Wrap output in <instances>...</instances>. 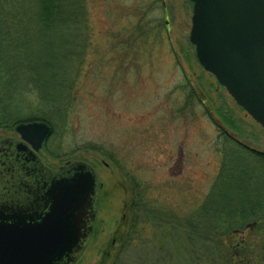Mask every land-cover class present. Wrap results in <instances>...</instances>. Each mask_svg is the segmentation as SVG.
Segmentation results:
<instances>
[{
  "label": "rangeland",
  "instance_id": "1",
  "mask_svg": "<svg viewBox=\"0 0 264 264\" xmlns=\"http://www.w3.org/2000/svg\"><path fill=\"white\" fill-rule=\"evenodd\" d=\"M83 3L77 21L30 43L53 60L31 69L40 71L42 90L52 91L42 96L49 106L36 102L24 112L51 108L53 129L36 150L44 164L81 158L97 172L93 227L72 264H185L187 247L214 244L190 241L189 215L208 199L228 210L248 199V187L234 188L230 169L206 198L225 152L247 159L243 170L257 166L264 175V126L197 59L189 38L192 0ZM15 125H0V139L21 138ZM234 230L231 244L264 248V221Z\"/></svg>",
  "mask_w": 264,
  "mask_h": 264
},
{
  "label": "water",
  "instance_id": "2",
  "mask_svg": "<svg viewBox=\"0 0 264 264\" xmlns=\"http://www.w3.org/2000/svg\"><path fill=\"white\" fill-rule=\"evenodd\" d=\"M189 38L203 66L264 126V0H192ZM15 127L21 138L0 139V264H72L92 229L97 173L84 159L42 162L46 120Z\"/></svg>",
  "mask_w": 264,
  "mask_h": 264
},
{
  "label": "trees",
  "instance_id": "3",
  "mask_svg": "<svg viewBox=\"0 0 264 264\" xmlns=\"http://www.w3.org/2000/svg\"><path fill=\"white\" fill-rule=\"evenodd\" d=\"M81 1L84 4V0H0V125H13L25 119L37 118L46 120L51 125V130L53 129L49 115L51 108L49 111L45 108L43 113L24 115L25 108L31 105L35 107L36 102L43 104L44 107V102H47L49 106L50 101L42 100V96L52 91L50 88L42 90L39 84L40 71L31 69L38 68L40 65H52L53 60L43 45L46 55L39 54L41 51L39 47L37 51L32 50L30 43L35 36L37 39L50 38V33L56 32L55 28H65L68 21H77L82 6L85 8V5H81ZM37 55L41 60L38 59L34 63L32 60ZM62 91L66 92V90ZM65 94L69 99L71 90ZM63 101L66 103L65 98ZM229 152L226 151L225 156L222 157V170L206 198L208 199L209 194L214 190L218 179H221L224 172L230 169L234 175V188L245 190L248 187V199L244 207L238 204L230 210L222 205L217 206L208 199L197 214L189 215L184 226L188 229L186 233L191 238L190 241H196V236H198L200 240L208 239L214 244H208L203 248L187 247L185 264H261L260 262L264 259V248L255 247L250 250L248 244L240 241L231 244L232 238L229 239L234 229L264 221V192L261 190L264 186L262 168L248 166L249 170L245 171L243 164L248 160L241 159L238 153L235 154L233 160L229 158V155L227 156ZM254 162L261 163L256 160ZM231 163L233 164L230 165ZM237 167L240 168L237 169ZM237 182L240 183L239 186L236 185ZM136 210L131 225L132 228L135 224V231L137 222L141 219ZM262 233V230H256L257 238H260ZM165 235L167 237L168 233ZM171 238L173 242L176 240L175 235ZM261 240L260 242H264L263 236ZM148 252L150 251L146 250L143 256L148 257ZM170 254L171 251H165V255L170 256ZM145 264H149V261Z\"/></svg>",
  "mask_w": 264,
  "mask_h": 264
},
{
  "label": "flooded vegetation",
  "instance_id": "4",
  "mask_svg": "<svg viewBox=\"0 0 264 264\" xmlns=\"http://www.w3.org/2000/svg\"><path fill=\"white\" fill-rule=\"evenodd\" d=\"M7 137V136H6ZM10 137V140H16V138H18V137H12V136H9ZM1 139H3V138H1ZM15 142V141H14ZM1 147H4V148H7V147H9V145H7V144H4V146H1ZM3 153H2V151H0V156L2 155ZM76 159H81V158H76ZM76 159H70V160H76ZM67 160V159H66ZM65 160V161H66ZM85 160V159H84ZM86 161H88V160H86ZM92 166H93V164L90 162V161H88ZM63 164V163H62ZM247 165V164H246ZM59 166V165H58ZM94 167V166H93ZM58 168V167H57ZM94 169H95V167H94ZM97 173V172H96ZM5 176H7V173L5 172ZM7 179H9V180H12L10 177L9 178H7ZM99 183V182H98ZM99 185H100V183H99ZM98 185V186H99ZM5 188H6V186H4V185H1L0 184V191H2V190H5ZM98 191H99V189H98ZM98 199H99V196H98ZM97 199V200H98ZM96 209H97V205H96ZM95 215H96V211H95ZM94 219H95V216H94ZM94 219H93V223H94ZM92 227H93V224H92ZM85 246V245H84ZM80 254V253H79ZM78 257V256H77Z\"/></svg>",
  "mask_w": 264,
  "mask_h": 264
}]
</instances>
